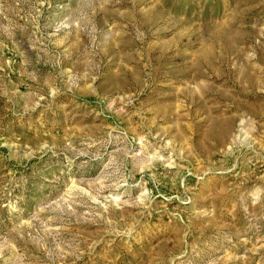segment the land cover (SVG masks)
Segmentation results:
<instances>
[{
    "label": "rangeland",
    "instance_id": "rangeland-1",
    "mask_svg": "<svg viewBox=\"0 0 264 264\" xmlns=\"http://www.w3.org/2000/svg\"><path fill=\"white\" fill-rule=\"evenodd\" d=\"M0 264H264V0H0Z\"/></svg>",
    "mask_w": 264,
    "mask_h": 264
}]
</instances>
